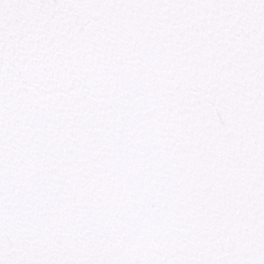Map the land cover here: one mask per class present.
<instances>
[{
  "label": "snow or ice",
  "instance_id": "1",
  "mask_svg": "<svg viewBox=\"0 0 264 264\" xmlns=\"http://www.w3.org/2000/svg\"><path fill=\"white\" fill-rule=\"evenodd\" d=\"M0 264H264V0H0Z\"/></svg>",
  "mask_w": 264,
  "mask_h": 264
}]
</instances>
